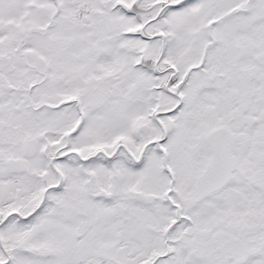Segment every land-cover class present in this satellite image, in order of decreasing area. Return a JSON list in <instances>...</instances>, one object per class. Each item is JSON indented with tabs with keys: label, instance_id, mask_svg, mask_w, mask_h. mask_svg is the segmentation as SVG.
<instances>
[{
	"label": "snow or ice",
	"instance_id": "1",
	"mask_svg": "<svg viewBox=\"0 0 264 264\" xmlns=\"http://www.w3.org/2000/svg\"><path fill=\"white\" fill-rule=\"evenodd\" d=\"M0 264H264V0H0Z\"/></svg>",
	"mask_w": 264,
	"mask_h": 264
}]
</instances>
